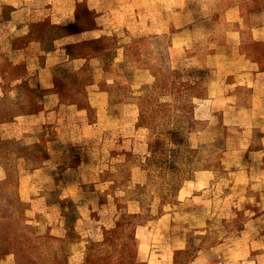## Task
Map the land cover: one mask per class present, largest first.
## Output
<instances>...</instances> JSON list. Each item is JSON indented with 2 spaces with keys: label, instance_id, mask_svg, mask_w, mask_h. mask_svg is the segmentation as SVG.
Instances as JSON below:
<instances>
[{
  "label": "rangeland",
  "instance_id": "obj_1",
  "mask_svg": "<svg viewBox=\"0 0 264 264\" xmlns=\"http://www.w3.org/2000/svg\"><path fill=\"white\" fill-rule=\"evenodd\" d=\"M200 5H190L199 16L212 8ZM73 6L63 25L41 26L47 42L93 26L94 2ZM113 29L97 50L100 77L112 83H94L84 69L70 74L53 85L58 100L45 117L28 103L12 110L19 114L12 136L0 130V264H264L254 179L236 183L222 169L218 133L204 143L192 136L208 121L206 82L215 78L200 41L172 51L166 32L125 40L124 27ZM95 45L76 39L70 54H95ZM94 89L109 93L106 112L118 114L109 129L99 118L95 132L82 128L96 119L87 98ZM43 118L38 143L22 144L20 132L40 129ZM12 150L31 162H17ZM48 153L52 170L26 174ZM200 169L212 173L205 186L192 183ZM53 170L55 182L45 178Z\"/></svg>",
  "mask_w": 264,
  "mask_h": 264
},
{
  "label": "crops",
  "instance_id": "obj_2",
  "mask_svg": "<svg viewBox=\"0 0 264 264\" xmlns=\"http://www.w3.org/2000/svg\"><path fill=\"white\" fill-rule=\"evenodd\" d=\"M79 1L0 0V130H8L12 136L15 118L19 117L12 110L28 103L40 105L36 115L45 117L51 101L58 100L53 85L70 74L77 76L84 69L94 83H112V79L100 77L106 68L100 54L104 48L99 44L103 37L113 34L115 26L124 27L121 36L125 40L166 32L172 51L191 48L197 38L199 50L205 52L204 64L215 78L206 82L208 121L192 136L204 143L215 137L210 133H218L224 145L219 154L222 169L236 183L254 179V204L258 207L254 215L264 227V0H200L201 9L212 6L200 16L190 6L192 0H90L96 5L91 28L78 33L79 38L77 34L59 33L47 42L41 26L47 21L63 25ZM68 3L70 11L63 9ZM199 30L200 36L195 34ZM87 38L94 39L100 52L83 57L70 54L73 41ZM115 50L122 53V45ZM117 60L112 57L108 66ZM87 98L96 119L84 124L83 130L95 132L99 118L110 122L103 129L114 127L118 114L106 112L109 93L94 89L88 91ZM45 122L43 118L38 130L24 128L19 135L22 144L38 143L36 131H42ZM86 136L84 143L89 142ZM8 153L17 162L29 164L32 160L28 154ZM55 164L49 154L37 166H25L24 171H49ZM50 172L45 178L57 181L54 170ZM210 177V170H196L192 183L205 186Z\"/></svg>",
  "mask_w": 264,
  "mask_h": 264
},
{
  "label": "trees",
  "instance_id": "obj_3",
  "mask_svg": "<svg viewBox=\"0 0 264 264\" xmlns=\"http://www.w3.org/2000/svg\"><path fill=\"white\" fill-rule=\"evenodd\" d=\"M14 255H15L16 259H20L19 246L18 245H16V247L14 248Z\"/></svg>",
  "mask_w": 264,
  "mask_h": 264
}]
</instances>
